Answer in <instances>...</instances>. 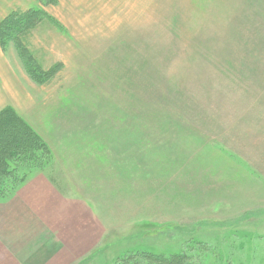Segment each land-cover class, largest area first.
Here are the masks:
<instances>
[{
	"label": "rangeland",
	"instance_id": "1",
	"mask_svg": "<svg viewBox=\"0 0 264 264\" xmlns=\"http://www.w3.org/2000/svg\"><path fill=\"white\" fill-rule=\"evenodd\" d=\"M38 4L0 0V20ZM43 10L31 59L1 48L25 111L7 121L39 142L19 135L0 201L35 175L91 201L106 238L80 264H264V0Z\"/></svg>",
	"mask_w": 264,
	"mask_h": 264
},
{
	"label": "crops",
	"instance_id": "2",
	"mask_svg": "<svg viewBox=\"0 0 264 264\" xmlns=\"http://www.w3.org/2000/svg\"><path fill=\"white\" fill-rule=\"evenodd\" d=\"M6 58L0 47V112L25 114L22 93L8 90ZM31 178L0 201V264H80L98 251L106 236L93 203L68 196L45 175Z\"/></svg>",
	"mask_w": 264,
	"mask_h": 264
},
{
	"label": "trees",
	"instance_id": "3",
	"mask_svg": "<svg viewBox=\"0 0 264 264\" xmlns=\"http://www.w3.org/2000/svg\"><path fill=\"white\" fill-rule=\"evenodd\" d=\"M54 2L55 0H38L39 4L37 6L30 7L25 11L10 12L2 21H0V47L4 50L7 41L10 40L16 44L20 54H22L26 60L29 59L30 57L28 56L26 49L23 47L20 36L22 33H26L27 29L31 30L36 25L40 24L43 18L46 17L45 19H49L47 18V14L44 12L43 7L52 5ZM34 72L35 71L32 69V73L36 77ZM28 74L31 75V73ZM10 113L16 114L11 108H6L0 112V188L6 186L7 182L9 181V163L12 161V159H14L16 155L14 153L18 151V149L28 146L24 139L23 142L20 140L19 135L22 136L21 134L23 133L24 136L29 135L32 138L35 136H33L30 129L25 127V125L16 116L12 115V120L7 121V119L10 118L6 116ZM22 129L25 131H21ZM7 133L12 135L14 134L16 136L13 138L11 137V139H7L5 138ZM36 140L38 143V138ZM141 258V260L146 264H180L175 260L174 257H170L168 260L164 257L153 258L145 254L142 255Z\"/></svg>",
	"mask_w": 264,
	"mask_h": 264
}]
</instances>
